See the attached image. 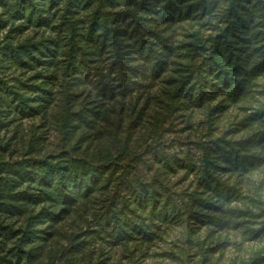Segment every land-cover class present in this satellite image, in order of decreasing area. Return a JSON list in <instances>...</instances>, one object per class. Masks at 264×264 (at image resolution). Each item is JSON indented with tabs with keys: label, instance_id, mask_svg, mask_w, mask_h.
<instances>
[{
	"label": "rangeland",
	"instance_id": "obj_1",
	"mask_svg": "<svg viewBox=\"0 0 264 264\" xmlns=\"http://www.w3.org/2000/svg\"><path fill=\"white\" fill-rule=\"evenodd\" d=\"M227 4V0H220V9ZM3 11L0 7V12ZM218 11L164 32L171 48L183 45L186 49L179 48L170 54L168 70L161 78L156 79L151 73L141 79L139 97L136 92L115 99L103 95L101 72L113 79L104 55L99 63L100 72L92 71L76 79L60 75L56 81H49V93L45 95L48 102L41 113L25 117L0 108L3 109L0 153L7 166L42 158L90 157L106 151L116 157L112 164L114 175L104 190L82 202L58 224L38 226L41 238L32 244L36 249L29 261L24 257L17 262L14 252H9L13 240H4L3 254L9 253L12 264H248L264 256V150L251 148L244 142L262 128L261 121L252 122L249 116L264 105V73L249 83L246 95L223 110L215 108L223 96L200 105L176 103L170 110L160 105L168 97L166 92L174 87L172 79L187 75L177 70L182 69L180 63H190L189 71L193 72L190 82L195 88L199 83L210 85L204 57L208 55L212 38L224 26ZM11 25L12 22L0 30L1 45L6 41L17 44L29 38L40 39L54 31L46 26L11 30ZM189 43L199 46L197 54L178 56L177 53L187 52ZM33 73V69L8 62L0 54V85L25 88L23 82ZM40 81L36 78L33 82ZM82 108L86 120L78 121L66 136L62 127L64 116L68 111L77 113ZM219 137L229 141L230 146L223 145L227 149L233 147L239 156L260 154L259 158H251L252 163L244 168L220 162L224 168L222 178L236 185L242 197L223 205V213L211 209L210 215H214L211 220L204 218L205 222L194 227L183 220L151 221L149 209L137 204L145 191L150 195L156 190L161 202L168 199L174 203L179 215L184 214L194 193L207 197L200 194L197 173L204 152ZM166 160L171 167H166ZM236 207L242 214L238 210L232 215L229 209ZM123 209L127 213L129 209L135 210L129 215L145 225L146 238L129 241V224L116 225L114 212ZM245 211L254 216L244 214ZM26 217L27 214L12 216L8 221L18 229L25 227L21 224ZM31 247L24 249L28 251Z\"/></svg>",
	"mask_w": 264,
	"mask_h": 264
},
{
	"label": "trees",
	"instance_id": "obj_2",
	"mask_svg": "<svg viewBox=\"0 0 264 264\" xmlns=\"http://www.w3.org/2000/svg\"><path fill=\"white\" fill-rule=\"evenodd\" d=\"M227 2V6L220 9V0H0V7L4 8L0 12V30L10 22L11 30L29 26H46L54 30L51 35L40 39L29 38L17 44L6 41L1 45L0 42L3 58L34 70L23 82L25 88L6 83L0 85V108L5 107L9 113L25 117L41 113L48 102L45 95L49 93V81H56L60 75L76 79L92 71L100 72L99 63L104 55L113 79L101 72L99 82L103 95L115 99L136 92L139 97L143 86L141 79L151 73L156 79L161 78L168 70L170 54L185 47L171 48L164 32L174 31L175 26L183 22L200 21L219 10L224 26L212 38L208 55L204 57L211 76L210 85L199 83L195 88L190 82L193 74L189 71L190 63H180L182 69L177 70L187 72V75L172 79L174 87L166 92L168 97L160 101V105L170 110L176 103L200 105L205 100L223 96L215 107L223 110L229 103L246 95L249 83L264 73V0ZM57 16L58 22L55 23ZM16 21H20L17 26L14 25ZM187 46V52L177 55L194 57L199 46L192 43ZM36 78L41 81L33 82ZM31 93L38 95L32 96ZM84 109L77 113L68 111L64 116L62 127L66 136L76 128L78 121L87 117ZM2 114L3 109H0V117ZM140 114L139 111L138 117ZM249 120L261 121L262 128L244 142L263 151L264 105L250 115ZM2 124L0 119V128ZM223 144L231 145L219 137L213 141V147L204 152L197 183L202 188L200 194L207 197H198L194 193L183 215H179L174 203L168 199L161 202L156 190L150 195L147 191L140 195L137 204L149 209L151 221L170 223L183 220L194 227L198 222H205L204 218L211 220L214 216L210 215L211 209L223 213V205L242 197L236 185L222 178L224 168L220 162L244 168L252 163L251 158H259L260 154L239 156L233 147L227 149ZM115 160L116 157L106 151L90 157L42 158L7 166L0 153V264H12L9 253L3 254L4 240H13L9 252H14L17 262L24 257L29 261L36 249L32 244L41 238L38 226L58 224L82 202L104 190L114 175L112 164ZM165 165L171 167L167 160ZM229 210L235 215L239 209ZM134 211L114 212L116 225L129 224V241L148 236L145 225L129 215ZM24 214L27 217L21 225L25 227L14 229L8 219ZM244 214L254 216L246 211ZM29 245L31 249L25 251ZM248 264H264V256Z\"/></svg>",
	"mask_w": 264,
	"mask_h": 264
}]
</instances>
